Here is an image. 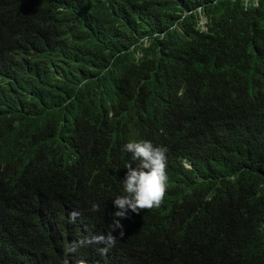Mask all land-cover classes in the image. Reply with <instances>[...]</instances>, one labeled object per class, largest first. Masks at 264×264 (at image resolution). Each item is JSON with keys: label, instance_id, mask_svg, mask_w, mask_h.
Returning <instances> with one entry per match:
<instances>
[{"label": "trees", "instance_id": "trees-1", "mask_svg": "<svg viewBox=\"0 0 264 264\" xmlns=\"http://www.w3.org/2000/svg\"><path fill=\"white\" fill-rule=\"evenodd\" d=\"M263 72L264 0H0V264H264ZM131 140L168 179L121 236Z\"/></svg>", "mask_w": 264, "mask_h": 264}, {"label": "clouds", "instance_id": "clouds-1", "mask_svg": "<svg viewBox=\"0 0 264 264\" xmlns=\"http://www.w3.org/2000/svg\"><path fill=\"white\" fill-rule=\"evenodd\" d=\"M201 7H199V10ZM206 18L201 16L200 25L205 28ZM124 150L131 154L132 162L127 164L124 178L122 179V195L113 200L115 211L112 213L115 228L120 229L123 235V225L120 220L127 218L129 210L140 213L143 210L158 208L163 202L166 186V162L168 151L166 146L148 140H131L124 145ZM92 210H98V205H93ZM119 218V219H117ZM116 238L109 233L91 237L80 243H102L107 247L115 245ZM76 251V245L66 247V252Z\"/></svg>", "mask_w": 264, "mask_h": 264}, {"label": "bare ground", "instance_id": "bare-ground-1", "mask_svg": "<svg viewBox=\"0 0 264 264\" xmlns=\"http://www.w3.org/2000/svg\"><path fill=\"white\" fill-rule=\"evenodd\" d=\"M247 1V0H246ZM264 73V72H263ZM191 83V82H190ZM257 86V85H256ZM234 87V86H233ZM264 89V88H263ZM214 97V96H213ZM257 97V96H256ZM260 102H261V100H260ZM262 102H263V100H262ZM261 102V103H262ZM255 104V103H254ZM260 104V103H259ZM243 106V105H242ZM259 106V105H258ZM263 106V105H262ZM249 109H251V108H249ZM256 109V108H255ZM264 109V108H263ZM259 110V109H258ZM254 112H255V110H254ZM262 112V111H261ZM252 113H253V111H252ZM257 113V112H256ZM254 114V113H253ZM259 114V113H258ZM262 114V113H261ZM252 115V114H251ZM263 115V114H262ZM256 116H258V115H256ZM255 116V117H256ZM262 117V116H261ZM247 118H249V117H247ZM257 119V118H256ZM258 119H261V118H258ZM264 119V118H263ZM260 122V121H259ZM264 123V122H263ZM261 124V123H260ZM255 125V124H254ZM255 127V126H254ZM259 127H260V125H259ZM251 128V127H250ZM256 128V127H255ZM261 128V127H260ZM263 129H264V127H262ZM97 132H99V131H97ZM250 132V131H249ZM252 132V131H251ZM253 133V132H252ZM255 135V134H254ZM97 136V135H96ZM104 136V135H103ZM102 138H104V137H102ZM243 138V137H242ZM105 139H107V138H105ZM107 141V140H106ZM176 188V187H175ZM177 189V188H176Z\"/></svg>", "mask_w": 264, "mask_h": 264}]
</instances>
